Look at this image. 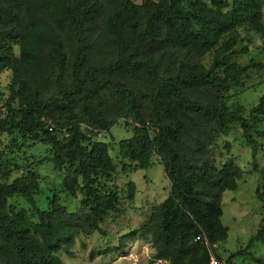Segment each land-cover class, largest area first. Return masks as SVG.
<instances>
[{
  "label": "trees",
  "instance_id": "1",
  "mask_svg": "<svg viewBox=\"0 0 264 264\" xmlns=\"http://www.w3.org/2000/svg\"><path fill=\"white\" fill-rule=\"evenodd\" d=\"M111 4L108 7L106 0H60L61 16L73 27L78 43L73 84L66 89L61 81L66 53L53 26L42 18L41 23L25 27L15 4L0 0V52L26 32L41 41L49 40L51 56L60 60L57 96L42 99L38 87L15 75L7 114L0 117V132L12 130L24 137L40 138L52 146L62 163L68 159L71 166L65 186L74 192L80 189L89 209L80 213L69 211L56 195L50 208H40L35 200L40 187L36 172L22 174L11 184L0 183V264H64L60 251L70 253L78 235L98 231L104 218L118 210V192L101 190L97 183L114 170L108 144L91 141L78 125L67 128L62 132L63 138H59L49 122L51 118L80 112L94 126L109 129L113 120L96 101L102 89L122 97L135 118L133 135L119 144L120 155L140 169H148L158 155L168 162L166 169L172 182L169 197L155 208L150 221L130 236L150 239L155 257L168 264H213L212 245L229 237V227L222 222L223 193L238 188L244 170L231 159L220 167L210 160L184 164L179 148L189 126L197 125L193 116H200L213 123L211 137L225 133L231 124H240L254 157L257 156L261 148L257 136L264 139V128L257 126L264 117V97L246 116L225 108L221 92L239 86L250 69L262 67L252 63L237 67L232 60L239 53L235 47L240 29L264 34V0H147L143 6L134 0H112ZM106 7L108 27L119 57L109 65H83L87 59L85 28L102 21ZM143 12L146 24L141 30L139 16ZM148 43L151 49L181 47L194 54L219 44L221 50L210 68L181 62L176 72L162 74L155 63L138 57ZM243 53L248 50L245 48ZM23 55L27 61L40 59L26 45ZM221 68L226 69V75L216 72ZM138 71L158 85L155 93L139 97L128 85L111 79ZM185 87L214 88L218 95L208 101L192 99L185 93ZM144 101L151 105L152 120L144 116ZM86 141L90 142L88 146L84 144ZM253 167L264 173V167L256 159ZM257 194L264 201V190H258ZM15 196L31 202L33 215L26 209L9 210L7 202ZM129 196H134V184H130ZM200 235L206 236L208 243L197 240ZM256 241L264 242L263 226L244 249L232 253L224 264H233L240 255H250L254 264H264L263 259L250 252Z\"/></svg>",
  "mask_w": 264,
  "mask_h": 264
},
{
  "label": "rangeland",
  "instance_id": "2",
  "mask_svg": "<svg viewBox=\"0 0 264 264\" xmlns=\"http://www.w3.org/2000/svg\"><path fill=\"white\" fill-rule=\"evenodd\" d=\"M8 1L15 4L16 10L21 14V24L25 27L34 26L36 22L41 23L42 18L53 26L66 53L62 85L66 89L70 88L74 79L78 43L73 27L61 16L60 0ZM146 1L134 0L141 6ZM106 2L108 7L112 5V0ZM186 4L189 5V2ZM107 13L106 7L104 19L85 28L87 59L83 65H109L119 57L114 36L108 27ZM145 24L146 16L143 12L139 16L141 30ZM237 42L235 50L239 53L233 55L232 60L235 66H247L252 63L261 64L262 67L250 69L241 78L239 86L221 92V97L225 108L230 111L238 110L249 116L251 109L264 97V34L257 30L242 28L237 34ZM25 45L39 56L38 61L26 60L23 55ZM151 48L150 43L146 44L138 57L155 63L162 74L176 72L181 62L197 63L210 68L221 50L220 44L201 54L186 52L181 47ZM245 48L248 53H243ZM131 52L132 48L129 54ZM59 70L60 60L51 56L49 40L41 41L40 38L25 32L11 41L9 46L0 52V117L7 114L10 86L16 74L38 87L42 99H48L58 95ZM83 71L81 67L79 72ZM216 72L222 76L227 74L225 68ZM111 79L113 82L128 85L139 97L146 93H155L159 88L141 71L119 74ZM184 91L189 98L204 101L218 95L216 89L208 87H185ZM96 101L104 109L106 116L113 120V125L109 129L94 126L80 112L65 115L60 119L51 118L49 122L59 138H63L62 132L67 128L78 125L91 141L108 144L114 170L109 175L102 176L97 183L101 190L118 192L119 208L104 218L98 231L90 235H78L69 249L70 253L62 250L59 253L60 257L64 264H168V261L155 257L156 250L150 239L130 236L133 231L148 223L155 208L169 197L172 182L166 169L168 162L155 155L148 169H140L135 163L124 159L120 155L119 144L133 135L136 124L134 115L125 100L109 89L100 90ZM13 107L17 108V101ZM144 116L148 120L154 118L151 105L145 101ZM193 118L197 125L189 126L179 148L183 163L210 160L220 167L231 159L244 170L242 178L238 181V188L223 193L222 222L229 227V237L226 241L211 247L212 261L224 264L232 253L244 249L251 237L256 235L262 226L264 227V201L257 194L258 190L261 192L264 190V173L256 172L253 167L255 159L264 167V139L257 136L261 148L254 157L240 124H231L225 133L220 132L211 137L213 123L200 116ZM257 126L264 128V117ZM84 144L88 146L90 142L86 141ZM70 166L68 159L62 163L52 146L40 138L24 137L12 130L0 132V183L11 184L22 174L36 172L39 175L40 187L36 191L35 200L42 209L50 208L56 195L59 202L69 211L77 213L89 211L83 202L82 191L77 189L74 192L65 186ZM130 184H134L133 198L129 196ZM7 205L10 211L26 209L33 215L32 204L27 198L15 196L8 200ZM250 252L264 260V242L256 241ZM233 264L254 263L250 255H240L235 257Z\"/></svg>",
  "mask_w": 264,
  "mask_h": 264
},
{
  "label": "built area",
  "instance_id": "3",
  "mask_svg": "<svg viewBox=\"0 0 264 264\" xmlns=\"http://www.w3.org/2000/svg\"><path fill=\"white\" fill-rule=\"evenodd\" d=\"M52 129V128H51ZM201 239H204L207 243H208V239H207V237L206 236H202V235H200V236H198L197 237V240H201ZM213 256V255H212ZM212 260H213V257H212ZM213 262V264H219V263H217V262H214V261H212Z\"/></svg>",
  "mask_w": 264,
  "mask_h": 264
}]
</instances>
